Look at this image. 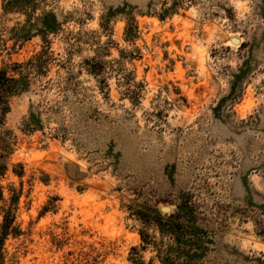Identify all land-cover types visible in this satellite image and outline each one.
<instances>
[{
	"label": "rangeland",
	"instance_id": "obj_1",
	"mask_svg": "<svg viewBox=\"0 0 264 264\" xmlns=\"http://www.w3.org/2000/svg\"><path fill=\"white\" fill-rule=\"evenodd\" d=\"M0 70V264H264V0H0Z\"/></svg>",
	"mask_w": 264,
	"mask_h": 264
},
{
	"label": "trees",
	"instance_id": "obj_2",
	"mask_svg": "<svg viewBox=\"0 0 264 264\" xmlns=\"http://www.w3.org/2000/svg\"><path fill=\"white\" fill-rule=\"evenodd\" d=\"M15 81L16 80L12 76L7 75L6 72L0 70V100L3 99L1 91L12 90L14 88L13 84ZM0 110L2 111V113L4 112L6 113V111L8 110V105L7 104L2 105L0 103ZM10 220L11 218L5 217V222L1 226L3 235H6L7 232L6 228L9 227Z\"/></svg>",
	"mask_w": 264,
	"mask_h": 264
},
{
	"label": "water",
	"instance_id": "obj_3",
	"mask_svg": "<svg viewBox=\"0 0 264 264\" xmlns=\"http://www.w3.org/2000/svg\"><path fill=\"white\" fill-rule=\"evenodd\" d=\"M234 41V40H233ZM163 211H168L169 210V208L168 207H162L161 208Z\"/></svg>",
	"mask_w": 264,
	"mask_h": 264
}]
</instances>
